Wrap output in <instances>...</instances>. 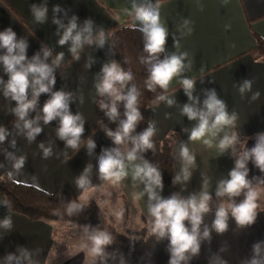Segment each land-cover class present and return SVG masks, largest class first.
<instances>
[{
	"label": "crops",
	"instance_id": "0c3cea01",
	"mask_svg": "<svg viewBox=\"0 0 264 264\" xmlns=\"http://www.w3.org/2000/svg\"><path fill=\"white\" fill-rule=\"evenodd\" d=\"M157 2V0H153ZM160 18L168 29L166 50L168 53H187L185 70L182 75L194 79V95L198 96L201 105L205 90L215 89L217 97L225 101L228 112L237 116L234 128H225L216 136L211 134L197 141L188 139L196 121L182 115V107L188 102L180 84L181 77L173 78L168 87L167 96L175 103L169 107L166 102L150 106L145 115L156 127L155 137L159 141L168 140L171 145L173 168L180 173L182 160L180 146L184 143L190 154L195 157L189 165L190 179L176 184V190L163 185L161 195L169 197L178 193L187 197L193 193L208 192L215 194L217 183L227 178L234 167L235 157L229 148L224 153L219 148V141L225 134L238 135L236 149L251 148L256 143V134L264 133V60L251 52L257 39L264 41V0H158ZM48 7V20L41 24L35 22L30 12L31 4H45ZM60 5L67 11V16L76 15L78 25L84 21H93V34L103 30L106 34L104 46L85 44L80 51V59L75 60L69 52L70 45L60 46L56 35L57 25L52 23L53 6ZM131 0H0V31L11 27L17 38L27 40V56L31 59L42 48L52 51L48 58L51 63L57 53L63 52L60 66L55 68L56 83L53 91L64 90L71 94L69 102L73 114L80 113L84 119V133L80 147L72 149L65 141L59 139L56 129L59 119L48 125L41 121L42 132L35 140L29 142L25 135L13 127L15 117L11 114L14 101L5 99L0 93V126L9 129L10 135L0 144V181L9 178L20 184L38 188L47 193L64 191L86 203L93 200L102 214L118 227H125V232L116 237L123 241L130 250L124 264H168L170 254L167 251L168 240H157L152 234V218L147 212V195L143 196V184L132 179L133 165L138 159L126 162L127 175L120 181H103L99 177L98 158L103 149L119 147L126 152L128 145H115L99 126L97 106L100 96L95 83L104 63L115 60L111 33L113 30L134 26L137 22L128 15ZM59 17L67 23V17L61 12ZM179 41V48L174 40ZM3 50H0L2 52ZM90 63V67L88 66ZM0 77L7 80V74L0 66ZM252 81V90L243 96L239 87L244 80ZM123 91L126 92L124 89ZM259 92L257 99H252ZM49 98L42 93L39 105ZM36 113H30L35 116ZM15 139L16 146H11ZM95 142V148L89 152L87 140ZM211 140L209 147L205 141ZM43 143L50 148L51 155L44 157ZM12 152L16 157L23 156V168L16 170L13 162L5 153ZM248 179L253 186L264 187V172L248 162ZM90 181L84 189L77 186V179L85 174ZM5 195L0 190V220L10 217L11 229L0 227V264L9 254L20 255L23 248L30 254V260L22 264H89L97 260L92 251L88 236L94 230L51 220H32L26 215L13 211ZM210 211L204 216L201 231L207 225L211 229L214 213L220 203L209 202ZM225 206V205H224ZM228 207V206H227ZM225 206V208H227ZM258 215L254 224L241 228L229 215L228 230L217 234L211 230V239L201 242L200 253L187 264H243L252 256V245L264 241V208L256 209ZM187 223V222H186ZM148 230L144 240L131 238L130 231ZM122 237H119V236ZM15 264V261H13Z\"/></svg>",
	"mask_w": 264,
	"mask_h": 264
},
{
	"label": "clouds",
	"instance_id": "9594fccd",
	"mask_svg": "<svg viewBox=\"0 0 264 264\" xmlns=\"http://www.w3.org/2000/svg\"><path fill=\"white\" fill-rule=\"evenodd\" d=\"M160 4L153 0H131V8L128 15L133 16L137 22L133 27L139 31L143 37V51L146 56L141 57V63L146 64L148 76L145 81L146 88L155 92L159 87L163 92H167L173 78L179 76L181 87L188 97V102L182 107V115H186L191 121H196L192 127L188 139L190 141L201 140L211 134L213 137L225 128H234L237 116L229 113L224 100L217 97L215 89L205 90V98L202 101L195 96V80L182 75L185 70V58L187 53L172 52L166 50V41L169 35L168 29L163 25L160 18ZM30 12L35 22L45 23L48 20V7L45 4H31ZM52 23L57 25L56 35L59 36L60 46L70 45L69 52L75 60L80 59V51L85 44H97L103 47L106 41V34L103 30L93 34V21L87 19L83 25H78V17L67 16V11L60 5L53 6ZM63 12L67 17V23L59 17ZM174 46L179 48V41L173 36ZM27 40L17 38V34L11 27L0 31V66L7 74V80L0 77V93L9 101H14L15 106L11 107V114L15 121L13 127L26 136L29 142L35 140L44 125L50 124L53 120L59 119V126L56 134L59 139L65 141L66 146L78 149L81 137L84 133V119L80 113L73 114L69 107L71 94L64 90L53 91L56 83L55 68L59 67L63 61V52L57 53L51 63L48 58L52 56V51L42 48L43 55L36 53L31 59L27 56ZM161 54L163 58H161ZM91 66L90 63L88 65ZM98 79L95 83L97 94L109 97L108 102L101 101L99 107L104 110L110 121H116L120 116L118 102H123L124 119L119 120V125L115 131L105 129L115 145H125L131 142V148L122 152L119 147L103 149L98 158L99 177L103 181H120L127 175L126 162L132 163L138 159L140 163L133 165L132 179L139 180L143 184L141 195H147V212L152 218V234L157 240H168L167 251L170 254L168 264H187L189 260L200 253L201 242L211 239V230L217 234H223L228 230L229 215L241 228L255 223L257 218L258 191L253 183L248 179V162L251 161L255 167L264 172V133L256 134V143L253 147H243L239 151L236 145L240 142L238 135L225 134L219 141V148L222 153L229 148L235 157L234 167L229 171L227 178L218 181L215 195L216 197H227L230 201L228 208L220 204L214 213L211 229L205 225L204 216L210 211V200L212 196L208 192L193 193L187 197H182L178 193H173L169 197L161 195L163 182L161 171L157 166L139 156L138 153L153 148L152 137L156 133L154 122H149L148 127L133 135L138 122L143 119L139 111L140 93L135 85L123 91L130 81L133 80L131 71L124 70L115 60L103 64ZM252 90V81L244 80L239 87L241 96ZM42 93H48L49 98L39 105V98ZM259 92L253 94L252 99L259 97ZM156 101L166 102L171 107L175 100L165 94L156 97ZM36 115L30 116V113ZM8 128L0 126V144H3L10 135ZM205 143L211 147L212 141ZM11 146L15 148L16 141H11ZM95 142L87 140L89 152L95 148ZM43 149L44 157L51 155L50 148H46L43 143L39 145ZM180 157L182 167L180 173L175 175L172 183L178 184L190 179L191 172L189 165L193 164L195 157L190 154L186 144L181 143ZM6 158L13 162V168L17 171L23 168L25 158L16 157L12 152L5 153ZM88 169L76 181L77 186L84 189L89 185L87 178ZM243 194V199L239 202L236 197ZM7 205L8 201H3ZM80 207L73 203L68 208L69 215L73 210ZM187 222V223H186ZM0 227L11 229L12 221L10 217L0 220ZM88 240L92 245V251L102 260L105 257V247L112 242V237L105 231L94 230ZM20 255L9 253L4 258V264H22L25 259L30 260V254L26 249H19ZM123 264V260H121ZM226 264V262H223ZM243 264H264V241L255 242L252 245V256L243 261Z\"/></svg>",
	"mask_w": 264,
	"mask_h": 264
},
{
	"label": "trees",
	"instance_id": "16d2710c",
	"mask_svg": "<svg viewBox=\"0 0 264 264\" xmlns=\"http://www.w3.org/2000/svg\"><path fill=\"white\" fill-rule=\"evenodd\" d=\"M111 42L117 62L124 70L131 71L133 74V80L126 85L125 90L127 91L129 87L135 85L140 93L138 98L139 111L143 119L138 122L135 128L133 135H136L144 131L149 125V121L145 115L146 109L150 106L161 104L162 101L157 102L156 97L160 94L166 95L168 90L165 93L157 87L155 92H151L146 88L145 81L148 76V66L141 63V57L146 56L147 53L143 51V37L139 31L134 30L132 26L117 28L111 33ZM251 52L258 54L264 60V41L257 39V43ZM163 55L161 54V58H163ZM101 101L108 102L109 97L105 96L99 100L97 106L99 126L105 133V129L115 131L119 125V120L124 119L123 102H118V110L120 113L118 119L116 121H110L105 115L104 110L99 107ZM152 142V149L138 153V155L143 156L144 159L158 167L161 171L163 185L172 190H176V184L174 185L172 183L176 174L173 168L170 142L168 140L159 141L155 135L152 137ZM126 145L130 148L132 146L130 141ZM254 187L256 189H264L263 186ZM0 190L5 195L6 201H8V205L13 211L26 215L32 220L44 219L60 221L68 225L80 226L97 231H113L93 201L84 203L80 199L61 190L47 193L32 186L16 183L9 178H4L0 181ZM239 197L235 198L237 202L239 201ZM212 198L223 204L230 203L227 197H216L215 194H212ZM73 203L80 205V207L74 209L72 214L69 215L68 208ZM147 232L148 230L143 228L139 231H131L130 234L139 236V239L143 241ZM121 247L122 256L119 261H115L113 254H106L103 260L100 258L92 261L90 264H121V260H123L124 264L129 256L130 250L125 245Z\"/></svg>",
	"mask_w": 264,
	"mask_h": 264
},
{
	"label": "rangeland",
	"instance_id": "374dc122",
	"mask_svg": "<svg viewBox=\"0 0 264 264\" xmlns=\"http://www.w3.org/2000/svg\"><path fill=\"white\" fill-rule=\"evenodd\" d=\"M256 190L259 193L258 199L256 201V203L258 205L257 209L264 208V189H256ZM243 198H244L243 197V194H241V196L239 197V201L242 200ZM91 201H93V200H91ZM214 201H216V200H214ZM216 202H218V201H216ZM218 203H220V202H218ZM220 204H223V203H220ZM223 205H225L227 207V206H229V203H225ZM101 214H102V212H101ZM102 216L105 218V220L107 221V223L113 229V231L107 232L112 237V242L105 247V249H104L105 254H113L115 256V261H119L121 259V256H122V250H121L122 247L121 246L124 245V243H123V241H121V239H119L118 237H116L115 230L118 233H122V232L124 233L126 228L125 227H118L116 224H114V222H110L109 219H108V217H106V215L102 214ZM57 222H60V221H57ZM61 223H63V222H61ZM70 226H75V225H70ZM78 227H80V226H78ZM85 229H87V228H85ZM88 230H93V229H88ZM130 232H128L129 237L134 238V239L139 238V236L134 235V234H130ZM119 237H122V236L120 235ZM97 259H100V257L97 258ZM90 263L91 262H89V264Z\"/></svg>",
	"mask_w": 264,
	"mask_h": 264
}]
</instances>
